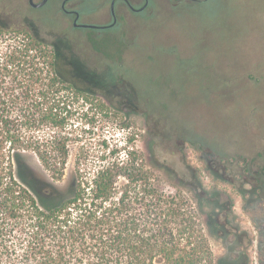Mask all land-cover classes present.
<instances>
[{"label":"rangeland","instance_id":"rangeland-1","mask_svg":"<svg viewBox=\"0 0 264 264\" xmlns=\"http://www.w3.org/2000/svg\"><path fill=\"white\" fill-rule=\"evenodd\" d=\"M99 1L79 5L88 11ZM200 1L149 0L145 12H127L120 26L101 32L68 27L57 13L62 0L39 9L0 0V10L13 13L11 28L49 43L61 38L101 73L98 90L108 100L80 96L71 107L67 173L76 158L94 163L133 149L148 160L153 149L180 172L191 166L218 193L220 227L210 231L216 257L264 264V197L253 176L264 169V0ZM25 16L38 21L30 26ZM157 172L175 193L174 178Z\"/></svg>","mask_w":264,"mask_h":264},{"label":"trees","instance_id":"trees-1","mask_svg":"<svg viewBox=\"0 0 264 264\" xmlns=\"http://www.w3.org/2000/svg\"><path fill=\"white\" fill-rule=\"evenodd\" d=\"M2 24L0 264H237L215 255L218 193L191 166L180 172L153 149L150 160L133 149L94 163L76 158L67 173L71 107L80 96L108 100L101 73L60 39ZM158 170L174 178L175 193ZM253 176L262 198L264 169Z\"/></svg>","mask_w":264,"mask_h":264},{"label":"flooded vegetation","instance_id":"flooded-vegetation-1","mask_svg":"<svg viewBox=\"0 0 264 264\" xmlns=\"http://www.w3.org/2000/svg\"><path fill=\"white\" fill-rule=\"evenodd\" d=\"M44 1L45 0H28V6L30 7V9H39L46 6L51 0H46L43 5H40ZM72 1H77L78 3L71 4ZM81 1L82 0H62L60 9L58 8L57 13H60L62 11V13L67 17L66 25L70 28L88 29L98 32L120 26L124 22L127 12H145L149 5V0H110V2L102 0L99 1L90 10L84 11L81 10V5H79V2ZM180 1L182 0H179V2L175 3L174 5H178ZM187 1L193 3L201 2L200 0ZM103 11H106L107 14L103 15ZM90 14H95L97 18L94 20H83V16H90ZM3 15L5 16V18H3ZM12 17L13 13L6 15L2 14L0 10V22L3 21L4 24L8 26L5 30H3V32H32V30L28 28H11L10 23L13 22ZM22 20L26 21L30 26H34L38 21L34 18H31L30 16H25L24 18H22ZM58 39H60V42H63L61 38Z\"/></svg>","mask_w":264,"mask_h":264},{"label":"water","instance_id":"water-1","mask_svg":"<svg viewBox=\"0 0 264 264\" xmlns=\"http://www.w3.org/2000/svg\"><path fill=\"white\" fill-rule=\"evenodd\" d=\"M46 1V0H45ZM45 1L42 3V4H40V5H43L44 3H45Z\"/></svg>","mask_w":264,"mask_h":264}]
</instances>
